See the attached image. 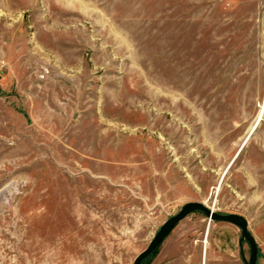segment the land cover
<instances>
[{"label": "rangeland", "instance_id": "1", "mask_svg": "<svg viewBox=\"0 0 264 264\" xmlns=\"http://www.w3.org/2000/svg\"><path fill=\"white\" fill-rule=\"evenodd\" d=\"M263 102L264 0H0V264H264Z\"/></svg>", "mask_w": 264, "mask_h": 264}, {"label": "water", "instance_id": "2", "mask_svg": "<svg viewBox=\"0 0 264 264\" xmlns=\"http://www.w3.org/2000/svg\"><path fill=\"white\" fill-rule=\"evenodd\" d=\"M196 210L203 212L209 220L229 222L238 226L241 233L240 241L242 242L243 240H246L250 248V255L246 264H256L258 246L248 230L246 219L234 213L221 214L215 212L213 208H209L201 202H189L185 204L178 213L167 219L157 230L148 246L137 254L132 264H141L142 260L151 254L161 244L164 238L181 219H183L190 212Z\"/></svg>", "mask_w": 264, "mask_h": 264}, {"label": "bare ground", "instance_id": "3", "mask_svg": "<svg viewBox=\"0 0 264 264\" xmlns=\"http://www.w3.org/2000/svg\"><path fill=\"white\" fill-rule=\"evenodd\" d=\"M263 115H264V102L263 103H261V109H260V112H259V114H258V116H257V118H256V120H255V124H257V123H259V120H261L262 119V117H263ZM253 128V127H252ZM251 128V129H252ZM245 139H247V136H246V138ZM207 236L205 237V240L203 241L204 242V246H205V250H206V243H207ZM204 257H205V255H203ZM203 259V258H202ZM203 261H205V258H204V260ZM204 264V263H203Z\"/></svg>", "mask_w": 264, "mask_h": 264}]
</instances>
